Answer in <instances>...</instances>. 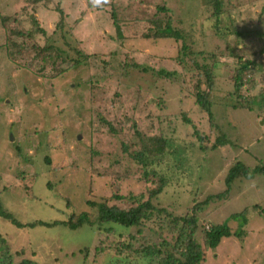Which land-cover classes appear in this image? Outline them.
<instances>
[{
	"label": "rangeland",
	"instance_id": "rangeland-1",
	"mask_svg": "<svg viewBox=\"0 0 264 264\" xmlns=\"http://www.w3.org/2000/svg\"><path fill=\"white\" fill-rule=\"evenodd\" d=\"M155 1L100 0L95 5L94 0H0V203L23 223L18 226L0 215V236L8 240L15 261L112 264V252L94 258L96 227L86 224L73 230L62 221L73 212L90 210L88 199L130 206L148 197L152 182L144 179V169L155 165L171 183L154 200L176 214L186 213L194 197L204 200L212 194L201 209L196 233L202 244L205 223L228 222L234 232L208 249L204 264H264V174L243 178L229 194L218 195L238 160L252 170L264 164V109L236 107L235 96L229 95V75L238 56L256 66L252 95L259 99L264 90V0H231L221 26L236 28L238 35L218 32L213 20L193 25L199 31L198 48L219 56L211 94L215 126L195 100L196 77L182 75L171 58L178 55L180 43L142 36ZM165 2L186 22L191 7L197 6L193 3H199ZM61 20L65 31L74 34L67 38L73 47L95 53L108 64L94 58L66 68L64 57L48 44L57 38L73 57L83 54L70 49L62 37L48 40ZM39 27L45 28V35ZM137 131L167 138L163 159L152 158L154 163L145 166L128 157L123 142L130 150L140 149ZM222 133L229 143L212 148ZM37 219L54 224L30 225Z\"/></svg>",
	"mask_w": 264,
	"mask_h": 264
},
{
	"label": "trees",
	"instance_id": "trees-1",
	"mask_svg": "<svg viewBox=\"0 0 264 264\" xmlns=\"http://www.w3.org/2000/svg\"><path fill=\"white\" fill-rule=\"evenodd\" d=\"M32 1L33 3H37L41 0ZM156 1V3L154 2L156 4V10L148 19L147 30L143 31L142 36L149 40L169 38L175 40L176 43H180L178 55L172 56L171 58L183 69L184 73L182 75L189 77H193L194 75L196 77L194 81L195 100L209 113L210 121L215 126L212 113L213 96L211 94L216 87L215 80H217V77L215 67L217 66V58L219 59V56L217 54L215 55V53L208 55L204 49L198 48L195 39L199 31L193 25L197 22L206 24L208 21L213 20L215 21L218 32L222 34L228 32L229 35H238L236 28L232 31L230 29H224L221 26L223 14L230 12L232 8L231 0H195L199 3L193 4H196L198 7H191V15L187 17V22L185 18L183 20L178 19L165 0ZM112 16L116 18L115 15ZM34 22L38 23L37 19H34ZM65 26V20H61L48 40H53L55 36L62 37L61 40L68 44L70 49H75L79 55L83 54V57L75 58L68 50L62 49L58 45L60 40L57 38L47 46L50 49L56 50L59 55L61 54L64 57L67 64L66 68L69 65L75 66L82 61L86 63L92 62L94 58L103 61L105 66L108 64L105 58L101 59V56L95 53L88 54L82 49L73 47L67 38L68 35L74 34L71 30L65 31ZM118 28L120 29L121 27L118 25ZM222 29L225 32H222ZM38 30L41 34H46L45 28L39 27ZM31 34L33 35V33ZM125 65L140 66L137 62H125ZM255 68L254 61L244 59L243 56H238L237 64L229 75L230 83L233 87V92H230L229 95L231 97L235 96L234 105L236 107L250 110H253L254 107L260 110L264 109V90L260 92L259 99H256L257 96L252 95L253 89L257 85V81L253 77ZM63 71V67L60 68L57 71V75ZM164 73L166 74V72ZM175 74L176 72H167L166 75L171 76ZM203 84L206 87H203ZM246 85H248V88H245ZM243 88L248 91L241 93ZM186 113H183L184 118L189 123L191 120L186 116ZM107 123L111 135L116 136L117 131L114 126L111 122ZM136 135L142 137L140 149L133 148L130 150V146L123 142V148L129 158L145 166L147 161L151 164L154 163L152 158L158 160L163 159L168 146V140L165 136L160 134L148 135L138 131ZM228 143L227 136L222 133L216 137L212 148L224 146ZM46 153L48 154V151ZM36 161L38 162L39 160ZM145 166H143V169ZM148 167L150 168L144 169V179L152 182L147 187L148 197L143 196L141 199H137L135 204L130 206H120L116 203H110V200L107 198L98 201L88 199L87 202L90 210L80 213L73 212L66 220L62 221V224L73 230L79 229L86 224L91 227H96L99 240L94 249V258L104 253L112 252V264H204L208 249L216 248L224 237L233 235L232 228L228 222L216 225L211 224L208 227H206L207 223H205L202 244L196 237V233L200 228V220L202 218L201 209L210 203L213 198L212 194L204 200L194 197L192 205L186 213L176 214L170 207L164 206V204L158 201L155 202L154 200L164 193L166 187L171 183V179L164 172L156 169L155 165H149ZM255 173L264 174L263 163H260L252 170L244 161L238 160L226 175L225 190L218 195L220 197L221 195L226 196L230 193L235 183L243 178H250ZM36 174H38L37 171L32 175L34 179ZM32 191V188H30V193ZM114 197L117 199L123 198L121 195H115ZM255 207H258V205ZM93 208L95 212L91 211ZM0 215L14 221L18 226L23 225L1 203ZM37 223H42L46 226L54 224L52 221L37 219L31 222L30 225ZM124 231H128V233L125 235ZM236 234L237 236L242 235L240 232ZM152 235H156L159 239H156ZM86 249L87 253H89V248ZM87 257L88 254L86 255L85 262L87 261ZM14 259L15 257L8 240L0 236V264H39L36 260L30 258L23 259L19 262Z\"/></svg>",
	"mask_w": 264,
	"mask_h": 264
},
{
	"label": "clouds",
	"instance_id": "clouds-1",
	"mask_svg": "<svg viewBox=\"0 0 264 264\" xmlns=\"http://www.w3.org/2000/svg\"><path fill=\"white\" fill-rule=\"evenodd\" d=\"M94 4L95 5H99L100 4V0H94Z\"/></svg>",
	"mask_w": 264,
	"mask_h": 264
}]
</instances>
